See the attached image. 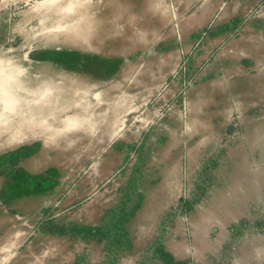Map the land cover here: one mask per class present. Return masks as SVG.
I'll return each instance as SVG.
<instances>
[{
  "label": "rangeland",
  "instance_id": "374dc122",
  "mask_svg": "<svg viewBox=\"0 0 264 264\" xmlns=\"http://www.w3.org/2000/svg\"><path fill=\"white\" fill-rule=\"evenodd\" d=\"M13 72L0 264H264V0H0Z\"/></svg>",
  "mask_w": 264,
  "mask_h": 264
},
{
  "label": "bare ground",
  "instance_id": "6f19581e",
  "mask_svg": "<svg viewBox=\"0 0 264 264\" xmlns=\"http://www.w3.org/2000/svg\"><path fill=\"white\" fill-rule=\"evenodd\" d=\"M73 27H75V26H73ZM85 28L88 29L87 27H85ZM86 29H85V31H86ZM15 72H17V71H15ZM15 72H13V74H9V75H7V74L2 75L0 73V145H2V143H5V140L1 141V138H4V137L5 138H11L12 132L14 130V125H15L14 119L13 120L10 119V117H9L10 114L8 112H5V109H4L5 104L2 103V100L6 99V96L12 95V96H16L18 98L21 106H23V108H24L23 111L19 112L20 115L29 114V113H33V112L43 113L44 110L46 111L45 108H48V109L50 108L49 110H51V107L56 108L59 104L60 105L62 104L59 101V99H57V94L59 93V90H58V87L56 85V81L53 78L48 79V80L40 78V77H38L37 79H33L34 76L33 77H27V78H20L18 76H14ZM3 94H5V95H3ZM60 94H61V92H60ZM61 106H63L65 109L70 108L69 104L66 105V103L65 104L63 103V105H61ZM24 111H26V112H24ZM13 114H15V112ZM89 117H90V115H89ZM81 118H83V117H81ZM83 122H84V120H83ZM85 122H87V121L85 120ZM19 123L20 122L17 123V126L19 125ZM73 123L74 122H72V124ZM67 124L70 125L71 122L69 121V123H68V120H67ZM77 125H78V123H77ZM71 126H76V125H71ZM71 126H69V127H71ZM78 126H80V125H78ZM54 130H56V129H54Z\"/></svg>",
  "mask_w": 264,
  "mask_h": 264
}]
</instances>
